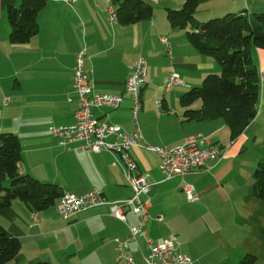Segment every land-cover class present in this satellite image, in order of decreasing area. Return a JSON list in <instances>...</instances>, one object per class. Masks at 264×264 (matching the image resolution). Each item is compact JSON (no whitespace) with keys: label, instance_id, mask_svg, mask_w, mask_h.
<instances>
[{"label":"crops","instance_id":"1","mask_svg":"<svg viewBox=\"0 0 264 264\" xmlns=\"http://www.w3.org/2000/svg\"><path fill=\"white\" fill-rule=\"evenodd\" d=\"M143 1L153 7L151 19L123 25L111 18L112 0H77L73 7L48 0L37 17L38 34L27 43L13 44L8 9L19 7L21 0H0V134L19 138V173L56 184L62 193L81 195L98 189L110 203L128 200L133 193L113 154L79 152L83 142L65 144L52 134L56 126L76 121L79 98L73 68L77 54L86 49L85 69L94 92L123 96L118 110L95 109L96 117L143 136L131 155L153 184L147 235L157 243L176 236L178 250L192 264H238L246 255H255L256 264H264V200L254 192L255 171L264 161V49H251L261 79L257 116L232 141L225 120H189L185 115L189 105L184 107L181 97L201 86L208 75L221 74L219 63L191 43L190 28H174L169 22L168 10H180L185 0ZM262 1L211 0L203 8L216 11L213 16L243 11L252 16L264 13ZM140 58L147 61L146 83L142 110L134 120L125 83ZM173 74L180 84L168 88ZM159 101L162 109L157 107ZM201 107V100L190 105ZM199 135L225 146V157L220 162L209 160L206 167L185 176L165 179L160 156L145 144L174 148ZM186 185L195 187L197 202L187 200ZM57 204L58 200L35 212L15 200L0 210L1 225L21 242L12 264H125L117 260L113 240L129 237L130 228L138 225L135 214L126 209L125 224L111 215L109 205H103L65 219ZM34 213L38 224L32 219ZM158 215L163 222L154 220ZM136 246L131 243L130 253L139 259Z\"/></svg>","mask_w":264,"mask_h":264},{"label":"trees","instance_id":"2","mask_svg":"<svg viewBox=\"0 0 264 264\" xmlns=\"http://www.w3.org/2000/svg\"><path fill=\"white\" fill-rule=\"evenodd\" d=\"M112 1L117 20L123 25L151 19L154 13L153 7L143 0ZM203 1L187 0L180 10H168V19L174 28H190L191 43L219 63L221 74L208 75L201 86L181 97V103L184 107L189 105L185 111L189 120H225L231 129V140L235 141L257 116L261 79L251 49H264V13L249 16L248 11L229 12L203 22L194 14ZM47 2L21 0L19 7H9L11 43H27L38 34L37 17ZM197 100L202 101V107L191 109L190 105ZM21 160L19 138L13 133L0 134V210L10 207L15 200L23 201L35 212L54 206L63 194L61 190L56 184L42 183L19 173ZM254 176V192L264 200V161L258 164ZM8 180L10 187L4 185ZM20 251L21 242L0 223V264L16 262ZM257 260L255 255H246L238 264H256Z\"/></svg>","mask_w":264,"mask_h":264},{"label":"built area","instance_id":"3","mask_svg":"<svg viewBox=\"0 0 264 264\" xmlns=\"http://www.w3.org/2000/svg\"><path fill=\"white\" fill-rule=\"evenodd\" d=\"M60 1L71 7L77 2V0ZM111 18L117 20L115 10L111 12ZM161 40L167 44L166 39L162 38ZM86 53V49H83L77 54L73 68V87L79 98V109L75 114L76 121L71 125L56 126L53 128L52 134L61 138L65 144L76 141L83 142L82 147L78 149L79 152L87 151L97 154L101 151H108L113 154L116 163L123 169L133 194L124 202L110 203L105 198L103 191L98 189L81 195L64 192L56 205L58 214L62 218L68 219L92 208L109 205L111 215L126 224L125 210L128 209L137 216L139 225L130 228V236L127 239H114L118 261L125 264H192V259L178 250L176 236L157 243L147 235L145 228L150 221L149 206L151 204L149 192L153 184L147 175L140 172L138 164L131 155V150L142 144L143 136L140 132L126 133L119 126L108 125V118L96 117L95 109H119L123 103V96L94 92L91 78L85 69ZM146 72L147 61L145 58H140L132 65L131 73L126 79L125 88L133 101L134 120H137L142 108V92L145 87ZM179 84V76L176 74L170 76L167 81L168 88ZM162 102L157 103L159 109L163 107ZM109 137L114 138L112 143L107 141ZM145 148L160 156V168L167 180L185 176L195 169L204 168L209 160L220 162L226 154L225 147L211 143L208 138L200 135L193 136L184 144L174 148L153 147L147 144H145ZM184 193L191 203L199 200L193 185L184 186ZM154 220L163 222L164 218L158 215L154 217ZM33 221L35 224L39 223L36 213L33 214ZM139 239H142V242L139 243ZM131 243L137 244L139 259L130 253Z\"/></svg>","mask_w":264,"mask_h":264},{"label":"rangeland","instance_id":"4","mask_svg":"<svg viewBox=\"0 0 264 264\" xmlns=\"http://www.w3.org/2000/svg\"><path fill=\"white\" fill-rule=\"evenodd\" d=\"M187 0H185V2H186ZM211 1V0H210ZM210 1H203L202 3H203V5L201 6V8L199 9V7H200V5L198 6V8H196L195 9V11H194V14H195V18L198 20H200V21H203V22H206V21H209V20H211V19H215V18H220V17H223V15H226V14H222L221 16H213V15H210V14H213V13H215L216 11H213V10H209V11H207V10H205L204 8H203V6H204V4L205 5H207L208 3H210ZM248 2H256V1H251V0H247ZM259 1V0H258ZM185 2H184V4H183V7H184V5H185ZM262 2H264V1H262ZM258 3V2H257ZM256 3V4H257ZM215 4H218V3H215ZM182 7V8H183ZM263 11V10H262ZM115 12H116V10H115ZM168 47H170V45L168 44ZM264 73V72H263ZM145 83H146V81H145ZM141 110H142V108H141ZM10 181L8 180V181H6L5 183H4V185L6 186V187H10ZM183 191H184V188H183ZM32 219H33V216H32ZM178 244H179V242H178Z\"/></svg>","mask_w":264,"mask_h":264},{"label":"bare ground","instance_id":"5","mask_svg":"<svg viewBox=\"0 0 264 264\" xmlns=\"http://www.w3.org/2000/svg\"><path fill=\"white\" fill-rule=\"evenodd\" d=\"M62 195H63V194H62ZM149 207H150V206H149ZM149 219H150V215H149ZM138 225H139V221H138ZM138 225H137V226H138ZM137 226H136V227H137ZM145 231H146V230H145ZM129 236H130V235H129ZM114 239H115V238H114ZM119 239H120V238H119ZM126 239H127V238H126ZM113 241H114V240H113ZM139 243H140V239H139ZM135 244H136V243H135ZM130 245H131V244H130ZM129 251H130V250H129Z\"/></svg>","mask_w":264,"mask_h":264}]
</instances>
